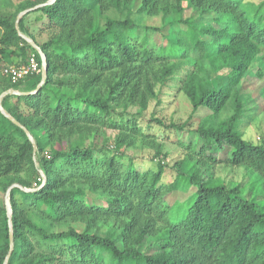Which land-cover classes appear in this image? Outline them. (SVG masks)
Listing matches in <instances>:
<instances>
[{"label":"trees","instance_id":"trees-1","mask_svg":"<svg viewBox=\"0 0 264 264\" xmlns=\"http://www.w3.org/2000/svg\"><path fill=\"white\" fill-rule=\"evenodd\" d=\"M46 1L0 11V95L27 92L1 105L37 145L0 109V189H34L11 188L12 228L0 202V264H264V144L242 131L259 114L264 0H54L16 26ZM25 36L46 56L40 87L42 72H4L41 62ZM181 93L187 118L146 117ZM169 131L189 138L164 182ZM138 142L155 168L127 153ZM225 147L242 180L215 172Z\"/></svg>","mask_w":264,"mask_h":264},{"label":"rangeland","instance_id":"rangeland-1","mask_svg":"<svg viewBox=\"0 0 264 264\" xmlns=\"http://www.w3.org/2000/svg\"><path fill=\"white\" fill-rule=\"evenodd\" d=\"M22 0H0V11L1 12H15L19 2ZM254 2H259L261 0H250ZM153 23H156L158 19L153 18L151 19ZM154 39L157 43L160 42L161 38L160 35L155 34ZM264 73V65L262 67ZM3 71V69H2ZM248 80L252 83L251 86L248 87V91L251 92L252 100L250 102V107L253 111L255 109L259 112L258 115L254 117L251 122H245L242 125V131L244 132V137L256 141H260V143L264 144V98L260 94V90H264V74L262 78L257 79L255 74L248 76ZM155 111L157 116L163 117L165 120H178V119H185L188 117L190 112V104L187 97L181 93L173 101H166L160 104H156L152 102L150 108L145 112L146 117H150L152 112ZM204 113V112H201ZM200 113V114H201ZM140 125L146 132H151L154 134L159 135V138H163V132L159 126L152 125L149 126L146 123V118L144 120L139 121ZM114 130H106V136L110 138V140L114 137ZM168 139L164 142V152L167 153V157L165 158L166 161V169L163 174L162 181L169 182L174 177V172H172V164L179 158H181L184 154L181 147H179L177 143V139L186 142L189 138L187 133L177 134L173 131L167 132ZM228 148L225 147L223 150L219 151L218 158L221 159V163L216 165L215 172L219 175H222L226 178H232L236 180L243 179V170L241 168H233L230 167L225 163V159L228 157L227 154ZM129 155L134 157V162L144 168H155L158 158L152 159L153 150L150 146L146 144H142L138 142V145L132 149L127 151ZM7 191H3L0 189V202L4 203L6 206L10 205L9 197L6 193ZM183 196V195H182Z\"/></svg>","mask_w":264,"mask_h":264},{"label":"water","instance_id":"water-1","mask_svg":"<svg viewBox=\"0 0 264 264\" xmlns=\"http://www.w3.org/2000/svg\"><path fill=\"white\" fill-rule=\"evenodd\" d=\"M54 0H48V1H46V2H44V3H40V4H38V5H36V6H34V7H31V8H27V9H25V10H23L18 16H17V20H16V26L17 27H19V22H20V19L22 18V16L25 14V13H27L28 11H30V10H32V9H35V8H38V7H40V6H43V5H45V4H49V3H51V2H53ZM25 38H26V40L35 48V49H37L38 51H39V53H40V55L43 57V59H44V61H45V65H44V68H43V70H42V79H41V82L39 83V85H38V87H40L41 85H42V83L44 82V80H45V78H46V75H47V63H46V56H45V54L43 53V51L41 50V48L36 44V42L33 40V39H31L30 37H27V36H25ZM36 90H34V91H32V93L33 92H35ZM8 93H11V94H27V92H20V91H17V90H14V89H9V90H7V91H5V92H3L1 95H0V109H1V111L8 117V118H10L13 122H15L17 125H19V126H21L25 131H26V133H27V135H28V137H29V139L32 141V143L34 144V153H36L37 152V145H36V143H35V140H34V138H33V136L29 133V131L23 126V125H21L14 117H12L7 111H5V109H3V107H2V105H1V101H2V99H3V97L6 95V94H8ZM14 186H19L20 188H22V189H24V190H34L33 188H25V187H22L21 185H19V184H13V185H11L9 188H8V190H7V195H8V197H9V195H10V190H11V188L12 187H14ZM7 210H8V215H9V226H10V228H12V221H11V217H10V212H11V210H10V205L8 206V204H7ZM10 241H11V243H10V245H11V248H10V251H9V253H8V256L10 255V253H11V251H12V249H13V247H14V241H13V235H12V229H11V238H10Z\"/></svg>","mask_w":264,"mask_h":264},{"label":"built area","instance_id":"built-area-1","mask_svg":"<svg viewBox=\"0 0 264 264\" xmlns=\"http://www.w3.org/2000/svg\"><path fill=\"white\" fill-rule=\"evenodd\" d=\"M45 65V61L41 56V62L36 58L35 54L31 55L29 62L21 66H9L4 69V72L12 77L13 81L25 78L31 73L42 72Z\"/></svg>","mask_w":264,"mask_h":264}]
</instances>
